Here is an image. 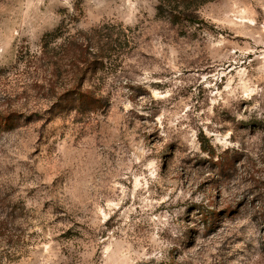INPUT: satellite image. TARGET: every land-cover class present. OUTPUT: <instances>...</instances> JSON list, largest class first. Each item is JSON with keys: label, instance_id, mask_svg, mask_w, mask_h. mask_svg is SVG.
I'll list each match as a JSON object with an SVG mask.
<instances>
[{"label": "rangeland", "instance_id": "1", "mask_svg": "<svg viewBox=\"0 0 264 264\" xmlns=\"http://www.w3.org/2000/svg\"><path fill=\"white\" fill-rule=\"evenodd\" d=\"M158 5L0 0V264H264V0Z\"/></svg>", "mask_w": 264, "mask_h": 264}, {"label": "trees", "instance_id": "2", "mask_svg": "<svg viewBox=\"0 0 264 264\" xmlns=\"http://www.w3.org/2000/svg\"><path fill=\"white\" fill-rule=\"evenodd\" d=\"M158 13L161 15L167 12V17L173 24H178L182 20L195 22V10L201 5L213 0H158ZM184 15V19L182 15ZM80 58V57H79ZM85 62V61H83Z\"/></svg>", "mask_w": 264, "mask_h": 264}]
</instances>
